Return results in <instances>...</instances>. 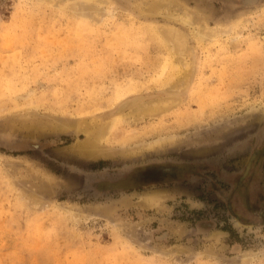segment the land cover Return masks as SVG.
<instances>
[{"label":"rangeland","instance_id":"obj_1","mask_svg":"<svg viewBox=\"0 0 264 264\" xmlns=\"http://www.w3.org/2000/svg\"><path fill=\"white\" fill-rule=\"evenodd\" d=\"M59 1L0 0V264H264V0H176L229 30L189 41L180 104L117 122L104 145L178 138L97 159L43 120L116 118L184 66L165 63L131 0H105L100 25Z\"/></svg>","mask_w":264,"mask_h":264},{"label":"bare ground","instance_id":"obj_2","mask_svg":"<svg viewBox=\"0 0 264 264\" xmlns=\"http://www.w3.org/2000/svg\"><path fill=\"white\" fill-rule=\"evenodd\" d=\"M72 1L74 0L65 1L64 3V5L66 4L64 8L65 11L70 12L73 16H75V19H79L81 20L82 23H85V24L97 25L104 21L103 18L108 17V15L111 16L112 14L108 10H106L104 6L106 3L105 0H85V2H87L85 3L86 6H84L83 4L75 5V3ZM245 1L248 4L251 3V5L252 3L253 4L257 3V0H245ZM59 2L61 4V2L62 3L64 2V0H61ZM130 2H131L130 3L131 6H129V8L131 7L130 9H132L131 11H133V14H137L142 19L146 20L147 29H148L147 33L151 34L152 40L157 41L156 46L157 47L159 46V51L161 52L160 55L163 56L165 63L167 65L168 64L172 65L176 69H177L176 65L181 66V68L182 66L184 67H183V70L180 69L177 76H175L169 82V85L165 89L164 94L163 93L157 94V95L153 94L155 96H150L148 98H143V97H137V98H131V99L128 98L127 100L120 102L118 105H116V109H115L117 113L116 118L115 116L113 118L106 117L107 121L105 122L100 121L96 116L89 117L88 119L79 118L75 120H69V119L63 120L61 118L60 119L57 118L54 121L43 120L46 124L54 125L53 129L71 130V131H74L75 133L83 134L84 138L80 142L76 143L73 149L75 152L85 155L88 158L97 159L100 157H108L111 155H119V154L123 156H132L134 153L141 154L143 151L149 152L152 150L159 149L165 146V144L167 143L171 144L172 142H174L178 138V136L174 137L172 135H168L163 138L153 139L151 142H148L145 144H140L137 146L135 145L134 147L130 149L119 148L116 150L115 149L108 150L106 147H109V146L104 145V143L107 142V138L110 134L111 127L113 130L117 122L123 123L124 121H127L129 119L142 120L145 118H153V117H156L158 114H162L166 110L178 104L181 98V97L179 98L178 93L183 90L184 85L186 83L185 80H186L187 70L185 67H187V65L186 63L184 64L183 62L184 57L185 55L190 54L189 52L192 50L191 46L189 45V41L195 40L197 43L200 44L201 48H205L206 45L213 44L214 42L217 41L220 35H222L223 33H227V31L229 30V29L224 28L222 23H221L222 25L219 24L220 25L219 27H216V28L213 27L214 29L209 28L207 26V21L204 20L203 17H199L198 14L190 11L185 6L186 4L184 5L181 2H178L176 0H138L135 2L131 0ZM241 5H245V3ZM157 16H160L163 18L165 22L163 25H156V24L153 25V23H156L155 21L156 19L155 20L152 19L153 21L148 20L150 18H155ZM167 20H170V21L172 20L174 22H177L179 25H181V27L186 26L187 28L189 27L191 30L187 31L184 28L183 30V29L174 27L170 23L166 22ZM236 34L238 35V33ZM237 38L238 37L233 38L231 41H236ZM202 102L204 103V101H201V103ZM31 114L26 113L25 114L26 116L23 115L24 117L22 118H24V120H20L19 118L17 120L18 123L25 124L29 122L28 124H30V120L34 119ZM43 121L39 120V122L41 123H44ZM218 130L220 131V129H217L216 131ZM140 198L139 200L141 201V204L143 205H147L149 202H151V199H149V197H142L141 199ZM152 198H154L153 201L156 204L159 202V200L162 197L159 195H156V196L154 195ZM146 200L148 201L146 202ZM73 215L75 216V214ZM248 260H249L248 257H243L242 259V261H248Z\"/></svg>","mask_w":264,"mask_h":264}]
</instances>
